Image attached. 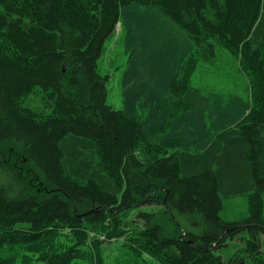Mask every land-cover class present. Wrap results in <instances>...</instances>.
<instances>
[{
    "label": "trees",
    "instance_id": "1",
    "mask_svg": "<svg viewBox=\"0 0 264 264\" xmlns=\"http://www.w3.org/2000/svg\"><path fill=\"white\" fill-rule=\"evenodd\" d=\"M118 23L122 109L97 71ZM218 50L245 97L192 84ZM263 209L264 0H0V264H106L111 241L115 264H264Z\"/></svg>",
    "mask_w": 264,
    "mask_h": 264
},
{
    "label": "rangeland",
    "instance_id": "2",
    "mask_svg": "<svg viewBox=\"0 0 264 264\" xmlns=\"http://www.w3.org/2000/svg\"><path fill=\"white\" fill-rule=\"evenodd\" d=\"M218 55H222L216 61L214 68L213 64L200 69L203 74L201 80L203 82L193 81L192 84L205 89L207 83L212 85L218 92L234 93L242 97L246 96V81L244 76L238 72L237 62L234 58L228 55L225 51L218 50ZM128 53L125 51V44L123 41V34L120 32V24L118 23L115 32L111 34L103 44L102 53L97 61V71L101 75H108L107 81V104L115 109L123 108L122 96V74L127 67ZM209 69V70H206ZM207 72V73H206ZM201 73H197L198 78ZM200 80V78H199ZM39 90L38 87L34 91ZM39 98L37 96H30L24 106H36ZM158 209L157 206H142L139 210L152 211ZM264 213V209H263ZM248 205L247 196L237 194L229 198L223 199V206L220 211V216L225 221L239 220L247 217ZM247 237L245 231L237 233L233 238H227L224 245L217 249V253L223 259H228L233 254L243 247L244 240ZM261 251L264 254V236H261ZM118 242L111 241L104 244V252L106 254V264H115L118 257Z\"/></svg>",
    "mask_w": 264,
    "mask_h": 264
},
{
    "label": "bare ground",
    "instance_id": "3",
    "mask_svg": "<svg viewBox=\"0 0 264 264\" xmlns=\"http://www.w3.org/2000/svg\"><path fill=\"white\" fill-rule=\"evenodd\" d=\"M182 151V150H181ZM100 251V250H99Z\"/></svg>",
    "mask_w": 264,
    "mask_h": 264
}]
</instances>
